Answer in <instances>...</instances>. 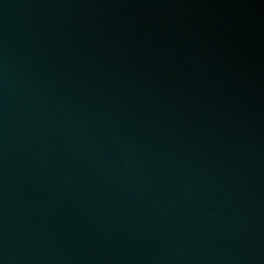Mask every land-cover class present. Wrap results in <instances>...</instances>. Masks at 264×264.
I'll return each mask as SVG.
<instances>
[{"label":"water","instance_id":"obj_1","mask_svg":"<svg viewBox=\"0 0 264 264\" xmlns=\"http://www.w3.org/2000/svg\"><path fill=\"white\" fill-rule=\"evenodd\" d=\"M0 264H264V0H0Z\"/></svg>","mask_w":264,"mask_h":264}]
</instances>
